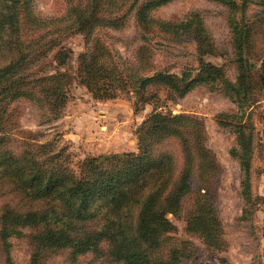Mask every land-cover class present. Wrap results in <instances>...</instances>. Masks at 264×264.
<instances>
[{
    "label": "rangeland",
    "instance_id": "374dc122",
    "mask_svg": "<svg viewBox=\"0 0 264 264\" xmlns=\"http://www.w3.org/2000/svg\"><path fill=\"white\" fill-rule=\"evenodd\" d=\"M31 5L35 15L45 18L66 12L64 0H32ZM144 15L175 28L164 33L156 23L144 26ZM186 22L195 27L187 29ZM123 23L120 29L104 31L110 53L123 73L139 66L143 71L168 72L179 79L184 72L199 73L204 60L222 67L226 77L236 83L240 54L247 59L253 90L244 102L254 126L248 181L244 182L241 164L232 153L236 134L217 118L221 113L234 116L239 112V106L222 89L198 85L185 97L173 98L165 87L154 88L153 103L142 110L135 108L137 96L133 93L119 91L109 100L95 99L79 75L81 57L88 54L86 38L70 34L63 41L67 62L56 64L54 50L46 64L50 74L58 70L66 75L67 99L59 118H44L38 106L23 98L10 106L14 114L10 124L18 129L8 130L15 135H9L11 140L0 135V264H121L109 254L105 237L96 242L97 250L81 253L70 247L42 250L40 236L61 229L65 232L61 243L69 237L87 242L88 236L92 239V233L110 222L111 208L104 204L96 177L112 165L125 164L117 162L116 156L139 151L137 131L155 113V107L164 114L193 117L202 125L206 147L217 163L216 176L205 185L211 190L207 195L222 229L218 239L189 232L186 204L168 214L170 227L160 237L161 246L155 248L160 250L157 262L172 250L178 257L176 264H264V87L256 78L258 70H264V0H141ZM235 27L237 33L245 29L247 35L241 47L234 42ZM201 30L212 36L214 42L208 49L213 53L202 52L207 42L201 39L203 44H198L196 31ZM48 115L53 117V113ZM19 132L28 142L24 152L15 141ZM11 155L19 159L22 170L17 166L16 171L5 172ZM117 171L108 179L120 177L113 183L122 189L126 178ZM60 174L72 182L82 181L87 189L89 184L93 197L84 201V195L59 194L62 188L42 197L37 188L29 187L30 183L39 186L41 179L53 181ZM76 198H81L77 200L94 216L88 219L83 212L86 217H78ZM13 217H18L17 221L10 220Z\"/></svg>",
    "mask_w": 264,
    "mask_h": 264
},
{
    "label": "trees",
    "instance_id": "16d2710c",
    "mask_svg": "<svg viewBox=\"0 0 264 264\" xmlns=\"http://www.w3.org/2000/svg\"><path fill=\"white\" fill-rule=\"evenodd\" d=\"M64 1L66 12L62 16L45 18L33 13L32 0H0L2 137L10 139L9 135H15L8 130L18 129L16 124H10L14 115L10 106L23 98L38 106L44 118L51 121L59 118V111L67 99L64 90L66 75L58 70L50 74L46 65L47 59L55 50L53 59L56 64H65L68 56L65 55L63 41L70 34L79 33L85 36L88 49V54L81 57L79 75L95 99L109 100L116 97L119 91L133 93L137 96L134 101L135 108L142 110L146 104L153 103V96L156 95L151 90L154 88L165 87L173 98L185 97L198 85L222 89L239 106V112L234 116L221 113L217 118L221 125L229 127L236 134L237 144L232 153L241 164L244 182L248 181L254 126L244 99L251 94L253 85L249 73L251 66L247 65V59L243 55L240 54L239 57V80L236 83L226 77L222 67L204 60L199 73L194 75L192 71L184 72L179 79L168 72H152L147 69L143 71L139 66L137 69L128 68L127 73H123L120 64L114 59L115 56L110 53L104 31L120 29L127 14L139 7L141 0ZM141 20L144 26L158 24L164 33H170L175 28L168 23L154 22L147 15ZM184 27L192 29L195 26L186 22ZM233 32L235 44L241 47L247 38L245 29L237 33L235 27ZM196 33L199 35L196 37L198 44H203L201 39L207 42L201 47L202 52L213 53L214 51L208 49L214 42L212 36H207L203 30ZM242 33L245 35H241ZM263 66L264 63L262 68ZM256 78L260 86L264 87L263 69L258 70ZM148 94L151 95L148 97ZM154 110L155 113L137 131L139 151L116 156L117 162L124 161L125 164L119 167L112 165L101 170L96 177L102 187L104 204H109L111 208L108 212L111 215L110 222L92 233V239L88 236L87 242L69 237L61 243L59 240L65 232H61V229L48 230L40 236L39 245L42 250L70 247L74 252L83 253L97 250L96 242L105 237L110 244L109 254L121 264H176L178 257L172 250L168 252L165 260L158 263L157 253L160 250L155 248L161 246L160 237L170 227L168 214L176 213L186 204L189 205L186 215L189 232L214 239L220 237V221L207 195L211 190L205 185L216 176L217 163L206 147L202 125L185 114H164L157 111V107ZM49 113H53V117H49ZM20 133H16L19 136L15 141L24 152L28 142ZM16 158L14 155L8 157L9 163L4 169L5 172L16 171L17 166L22 170V165L17 164L19 159ZM125 165L127 166L124 167ZM117 170L126 178L122 184L126 186L122 189L113 183L114 179L120 177L108 179L109 176L115 177ZM31 178L29 175L28 179ZM38 184L39 186L30 183L29 187L35 190L37 188L38 195L42 197L50 190L58 188H62L59 194L77 197L84 195V201H89L90 196L93 197L89 194V184L87 189L82 181L72 182L61 174L53 181L41 179ZM77 199L81 198H76L75 201L77 216L86 217L83 212L88 215V219L94 216V213H87L85 204ZM17 219L18 217H13L10 220L15 222ZM73 220L75 223L79 222L77 217Z\"/></svg>",
    "mask_w": 264,
    "mask_h": 264
}]
</instances>
